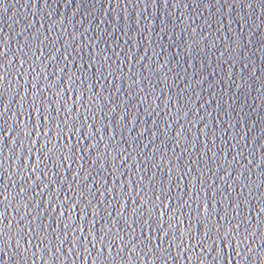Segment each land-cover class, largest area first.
<instances>
[{"label":"water","instance_id":"95a60500","mask_svg":"<svg viewBox=\"0 0 264 264\" xmlns=\"http://www.w3.org/2000/svg\"><path fill=\"white\" fill-rule=\"evenodd\" d=\"M0 264H264V0H0Z\"/></svg>","mask_w":264,"mask_h":264}]
</instances>
